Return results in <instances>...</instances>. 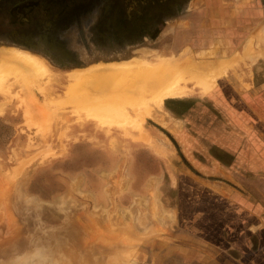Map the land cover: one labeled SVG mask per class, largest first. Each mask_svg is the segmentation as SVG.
Instances as JSON below:
<instances>
[{
	"label": "rangeland",
	"instance_id": "rangeland-1",
	"mask_svg": "<svg viewBox=\"0 0 264 264\" xmlns=\"http://www.w3.org/2000/svg\"><path fill=\"white\" fill-rule=\"evenodd\" d=\"M261 35L264 0H0V47L45 58L52 74L40 87L16 82L8 96L0 92V264H150L154 242L171 237L186 209L197 208L180 183L196 173L184 152L182 112L189 100L208 101L197 88L166 99L157 119L145 118L166 150L160 155L137 127L76 114L65 100L69 75L217 44L230 60L253 43L255 57L236 63L237 77L221 79L242 85L264 116Z\"/></svg>",
	"mask_w": 264,
	"mask_h": 264
},
{
	"label": "crops",
	"instance_id": "crops-1",
	"mask_svg": "<svg viewBox=\"0 0 264 264\" xmlns=\"http://www.w3.org/2000/svg\"><path fill=\"white\" fill-rule=\"evenodd\" d=\"M220 80L207 105L189 100L182 112L196 173L180 183L197 208L154 242L150 264H264V116L242 85Z\"/></svg>",
	"mask_w": 264,
	"mask_h": 264
},
{
	"label": "bare ground",
	"instance_id": "bare-ground-1",
	"mask_svg": "<svg viewBox=\"0 0 264 264\" xmlns=\"http://www.w3.org/2000/svg\"><path fill=\"white\" fill-rule=\"evenodd\" d=\"M260 38L263 43L264 35H261ZM262 43L260 46L258 45L260 51H264ZM217 45V49H214L216 48L214 47L212 50L198 53L191 51L188 47L184 51L185 53L183 52L177 58L158 56L154 61H147L144 58H132L126 61L98 63L88 68L76 69L69 75L71 84L68 87L65 100L70 101L72 106L75 105L74 112L78 115L85 110L87 111V117L97 115L105 125L114 122L115 125L137 127L143 141L149 144L157 154L165 155L166 150L161 146L163 144L160 143V145L159 141L154 140L150 132L143 126L142 122L145 118L157 119L159 114L157 115L155 108L160 106L166 99H185L190 92L197 88L203 93L201 97L204 98L217 87L222 77L229 75L230 72L237 74L236 63L238 61L251 60L257 54L255 44L251 43L241 53H236V57L233 56V59L229 58L230 60H228V58L225 59L218 55L219 46ZM146 52L144 54H148L149 51ZM47 62L45 58L29 53V51L16 47H0V92L7 95L16 82H22L27 89L40 87V82L44 78L50 79L52 75H50ZM10 77L14 78L13 82H9ZM76 103H79V105H76ZM55 107L57 108V104ZM2 112L0 108V113ZM27 113L28 115L31 113L28 107ZM51 114L53 113L51 112ZM51 118L50 120H52ZM129 132L131 133V131ZM41 252L42 249L39 250V254ZM41 256L39 258L44 260L45 256L44 258Z\"/></svg>",
	"mask_w": 264,
	"mask_h": 264
}]
</instances>
